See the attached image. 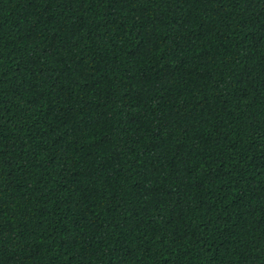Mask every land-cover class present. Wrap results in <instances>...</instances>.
<instances>
[{
	"label": "trees",
	"instance_id": "trees-1",
	"mask_svg": "<svg viewBox=\"0 0 264 264\" xmlns=\"http://www.w3.org/2000/svg\"><path fill=\"white\" fill-rule=\"evenodd\" d=\"M0 264H264V0H0Z\"/></svg>",
	"mask_w": 264,
	"mask_h": 264
}]
</instances>
